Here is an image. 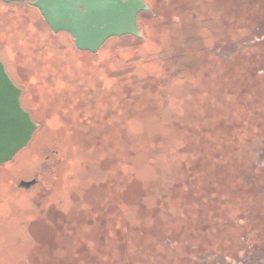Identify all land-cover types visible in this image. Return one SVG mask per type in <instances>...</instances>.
<instances>
[{
	"label": "rangeland",
	"instance_id": "rangeland-1",
	"mask_svg": "<svg viewBox=\"0 0 264 264\" xmlns=\"http://www.w3.org/2000/svg\"><path fill=\"white\" fill-rule=\"evenodd\" d=\"M28 1L0 0L39 122L0 164V264H264L230 222L264 167V0H146L95 54Z\"/></svg>",
	"mask_w": 264,
	"mask_h": 264
},
{
	"label": "water",
	"instance_id": "water-1",
	"mask_svg": "<svg viewBox=\"0 0 264 264\" xmlns=\"http://www.w3.org/2000/svg\"><path fill=\"white\" fill-rule=\"evenodd\" d=\"M4 3L26 0H2ZM53 32H67L78 50L96 53L111 37H142L137 16L148 10L145 0H31ZM21 88L0 60V164L10 161L38 128L20 103ZM35 180L20 181L29 187Z\"/></svg>",
	"mask_w": 264,
	"mask_h": 264
},
{
	"label": "trees",
	"instance_id": "trees-1",
	"mask_svg": "<svg viewBox=\"0 0 264 264\" xmlns=\"http://www.w3.org/2000/svg\"><path fill=\"white\" fill-rule=\"evenodd\" d=\"M138 25L141 29L139 22H138ZM89 53H92V52H89ZM92 54H95V53H92ZM0 60L3 62L5 70L8 76L10 77V79L13 81V83L22 89L21 83L17 79L18 77L17 74L11 70L10 66L8 65V62L6 61L4 57H2L1 53H0ZM24 96L25 95L23 93V90H21V94H20L21 106L23 107V109L29 112L34 122L39 123L38 119L34 115L33 110L24 103ZM256 123L257 124L255 125L256 127L258 126V129H259V130H256V132H258L256 134H262L264 132V111H263V114L260 116V118L257 119ZM263 142H264V134H263ZM243 168L246 169L248 174H253L254 176V179L252 181L244 184L245 185L244 187L246 189V192H245L246 193V199H245L246 205L243 207V211L246 214V216H244L243 223L241 224H234L233 221L235 222V220L233 219L230 220V222L236 230V235H237L236 238L238 240L242 239V244H251L254 251L256 249L261 250L264 248V192L261 191V188L264 187V167L256 168L252 166L251 164L244 163ZM243 237H245V240H243Z\"/></svg>",
	"mask_w": 264,
	"mask_h": 264
}]
</instances>
